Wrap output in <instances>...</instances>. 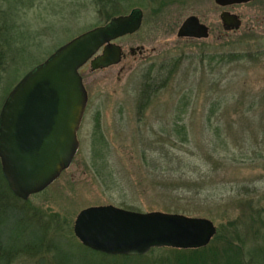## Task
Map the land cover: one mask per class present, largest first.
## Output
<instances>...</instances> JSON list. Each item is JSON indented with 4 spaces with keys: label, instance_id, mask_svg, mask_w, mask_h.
<instances>
[{
    "label": "rangeland",
    "instance_id": "obj_1",
    "mask_svg": "<svg viewBox=\"0 0 264 264\" xmlns=\"http://www.w3.org/2000/svg\"><path fill=\"white\" fill-rule=\"evenodd\" d=\"M118 1L0 0V36L11 35L0 60L10 65H0V103L29 70L106 24L109 13L144 12L141 28L116 40L125 54L119 64L81 70L89 100L71 166L28 200L9 199L4 230L37 248L13 264L173 258L168 246L132 256L86 248L74 232L77 215L109 204L212 220L217 234L196 264H236L237 253L245 264H264V0L227 7L215 0ZM225 10L239 15V29H224ZM190 15L210 27L208 38L177 35ZM150 76L163 85L146 101Z\"/></svg>",
    "mask_w": 264,
    "mask_h": 264
},
{
    "label": "water",
    "instance_id": "obj_2",
    "mask_svg": "<svg viewBox=\"0 0 264 264\" xmlns=\"http://www.w3.org/2000/svg\"><path fill=\"white\" fill-rule=\"evenodd\" d=\"M251 1L215 0L222 7ZM143 18V10L135 8L78 35L28 71L9 93L0 113V157L3 174L18 197L27 200L45 190L71 166L89 100L79 70L87 62L92 70L119 64L125 54L115 40L137 32ZM220 18L226 31L242 25L239 15L229 10ZM177 35L208 38L210 28L197 15H190ZM74 232L94 251L132 256L154 247L207 246L217 227L208 218L135 212L109 204L81 210Z\"/></svg>",
    "mask_w": 264,
    "mask_h": 264
},
{
    "label": "trees",
    "instance_id": "obj_3",
    "mask_svg": "<svg viewBox=\"0 0 264 264\" xmlns=\"http://www.w3.org/2000/svg\"><path fill=\"white\" fill-rule=\"evenodd\" d=\"M161 3H163V0H160ZM99 2H101L103 4V7L108 6H116L117 3L119 2L118 0H99ZM115 14L114 13H109L107 16V22L110 21L113 16ZM11 35H5L3 37L0 36V60L4 57V53L7 51H2L5 50L4 44L8 42V38ZM1 46H3L1 48ZM0 65H3V69L7 70V68L10 66L9 62H0ZM152 70V69H151ZM156 70L153 67V71ZM158 72H160V70H157V74ZM158 76H150L148 78V84L145 85V87H143V91L141 95H143L142 97H144L143 99L148 101L150 99V97H152L153 95H155V93L158 91V89L161 88V86L163 84L160 85V83L156 82ZM167 81H165V83H167ZM10 198H12L13 200H16V198L18 199L19 197H17L12 189L9 186L8 181L5 179L1 168H0V264H13L14 260L19 256V253L21 252H28L31 251L32 249L36 250L37 248L35 247V245H32L34 243V241L32 242H28L25 241L24 238H21L20 236H17L18 233H13L11 234V232L9 231V235L7 234V232L4 230L5 226V220H6V215L8 213V209L10 207H12V203L9 200ZM170 213V212H167ZM15 239V242H14ZM14 242V243H13ZM203 248V247H202ZM173 252V258L172 257H167V259L165 258H159L157 259L159 261L160 264H196L197 260L195 257H198L199 255H201V258L203 256H205L206 254H202V252H200V250H202L201 248H172ZM205 253V252H204ZM217 253V252H215ZM219 253V252H218ZM235 262L236 264H245L243 261V255L240 253H237L235 256ZM204 258V257H203ZM251 262V259H249ZM240 261V262H239ZM205 262V261H204ZM214 263V262H213ZM211 262V264H213ZM206 264H210L209 260L206 261Z\"/></svg>",
    "mask_w": 264,
    "mask_h": 264
},
{
    "label": "flooded vegetation",
    "instance_id": "obj_4",
    "mask_svg": "<svg viewBox=\"0 0 264 264\" xmlns=\"http://www.w3.org/2000/svg\"><path fill=\"white\" fill-rule=\"evenodd\" d=\"M201 20V19H200ZM202 21V20H201ZM203 22V21H202ZM204 23V22H203ZM210 28V27H209ZM123 37V36H122ZM121 38V37H120ZM119 39V38H118ZM117 39V40H118ZM90 65V62H87L81 69H80V73H81V70L85 67V66H87V65ZM11 91V90H10ZM9 91V92H10ZM9 92H8V94H9ZM8 94L6 95V97H4V99L2 100V103H0V113H1V110H2V108H3V106H4V103H5V101H6V98H7V96H8ZM85 113H86V111H85ZM85 117V116H84ZM84 121V120H83ZM0 168H1V171H2V173H3V164H2V158L0 157Z\"/></svg>",
    "mask_w": 264,
    "mask_h": 264
}]
</instances>
